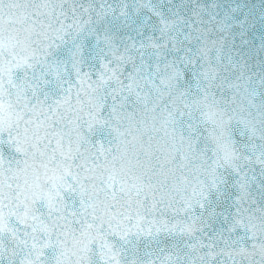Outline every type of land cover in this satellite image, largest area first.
I'll use <instances>...</instances> for the list:
<instances>
[{
  "label": "snow or ice",
  "instance_id": "6c2138e0",
  "mask_svg": "<svg viewBox=\"0 0 264 264\" xmlns=\"http://www.w3.org/2000/svg\"><path fill=\"white\" fill-rule=\"evenodd\" d=\"M0 264H264V0H0Z\"/></svg>",
  "mask_w": 264,
  "mask_h": 264
},
{
  "label": "water",
  "instance_id": "95a60500",
  "mask_svg": "<svg viewBox=\"0 0 264 264\" xmlns=\"http://www.w3.org/2000/svg\"><path fill=\"white\" fill-rule=\"evenodd\" d=\"M253 2H255V3H257V4H258V3H259V0H253Z\"/></svg>",
  "mask_w": 264,
  "mask_h": 264
}]
</instances>
